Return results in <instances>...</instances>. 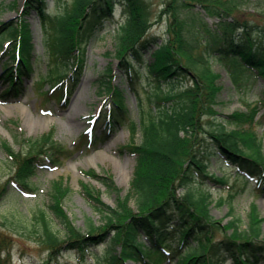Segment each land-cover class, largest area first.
<instances>
[{"label": "trees", "instance_id": "obj_1", "mask_svg": "<svg viewBox=\"0 0 264 264\" xmlns=\"http://www.w3.org/2000/svg\"><path fill=\"white\" fill-rule=\"evenodd\" d=\"M119 2L122 11L117 18ZM237 5L235 0H165L153 12L145 0H72L59 2L51 10L48 0H25L15 20L0 22V34L9 42L7 53L13 58L5 65L4 73L11 81L3 96L17 94L23 80L20 76L34 71L36 42L28 15L35 11L53 61L42 79L50 86L42 92L64 107L82 81L87 41L108 21L117 19L114 53L125 77L135 85L140 108L136 120L113 82L109 65L96 79L101 92L110 94L105 104L108 109L102 108L97 118V127L102 129L97 140H106L115 126L130 124L132 139L122 147L137 158L130 189L121 194L109 171H86L115 194L116 202L107 203L100 188L83 182L84 195L101 220L89 218L81 228L65 207L71 191L67 177L53 179L45 205L26 220H10V228L0 230V264H13L15 239L9 229L35 239L46 252L42 264H61L65 251H78L77 259L83 264L93 248L103 245L95 264H164L167 260L175 264H264V217L257 205H252L246 227L240 217L222 223L211 213V193L193 185L196 179L228 182L209 170L211 152L205 145L210 141L215 144L214 152L236 166L239 174L254 179L256 190L264 194V141L245 127L261 122L257 116L264 108V90L257 104L247 102L246 110L223 115L215 109L223 88L215 61L225 66L239 89L264 80V21L243 17ZM208 17L215 19L214 24ZM163 22L166 35L159 38L151 30ZM18 55L24 63L16 64L15 80L14 65L9 64ZM138 64L146 67V75L155 82L148 100L137 87L142 75ZM16 139L21 144L18 149L9 141L1 142L10 161V175L0 182V199L11 183L36 192L31 178L38 167L55 163L65 150L55 140L54 130L37 137L17 132Z\"/></svg>", "mask_w": 264, "mask_h": 264}, {"label": "rangeland", "instance_id": "obj_2", "mask_svg": "<svg viewBox=\"0 0 264 264\" xmlns=\"http://www.w3.org/2000/svg\"><path fill=\"white\" fill-rule=\"evenodd\" d=\"M14 0H0L3 7L0 9V22L8 23L15 20L24 6L25 0H16V5L12 7ZM71 2L72 0H48L51 10H55L59 2ZM148 7L156 12L163 7L165 0H145ZM237 11L243 17H248L255 21H264V0H235ZM200 6L198 5V8ZM122 4L118 3L117 18H120ZM211 24L214 18L208 17ZM36 42V53L33 58V78H25L21 91L17 96L3 98L1 95L9 85L4 78L0 66V182H4L10 175V161L2 147L3 140L9 141L17 149L21 147L16 139L19 132L25 137H37L45 132L54 130L55 140L65 148L55 163L46 162L38 167L36 174L31 178L37 186L36 192H28L20 189L14 184H9L5 196L0 199V230L7 229L12 219H24L30 217L34 211L48 201V189L53 179L63 176L67 177L71 191L65 200L67 208L74 223L81 228L86 227L89 218L97 222L101 220V215L94 208L84 195L83 182L100 188L103 199L109 204H115L116 197L98 178L89 177L86 171L94 169L96 172L109 171L116 185L121 190V194H126L131 187V182L137 166V158L130 152L122 149L123 145L132 139V130L129 123L113 127V131L107 140H97L99 129L96 128L94 141L89 144L85 136V129L93 121V116L98 114L100 107L110 99L108 92H101L97 77L111 65L113 69V82L117 85L125 97V102L129 108L130 115L139 120V104L135 94V85L130 77H125L124 71L119 65V59L114 53V36L116 34L117 19L108 21L105 26L99 29L87 41L86 67L81 83L72 94L67 107L62 108L58 101L47 98L42 90L48 89L50 83L42 80L52 67V57L48 51L46 35L38 13L35 11L28 15ZM151 33L162 38L166 35V24L157 23L153 26ZM2 34V33H1ZM0 34V52L4 51L2 45H6L3 35ZM8 54L2 58V62L7 61ZM150 60V53L146 55ZM142 74L139 87L145 100L155 89L153 82L146 75V67L137 65ZM214 67L220 73L218 81L222 85V90L218 95L215 109L223 115L231 113L236 109H247V102L257 104L264 90V80H256L251 85H246L239 89L225 66L219 62H214ZM253 81V80H252ZM147 102V101H146ZM264 108L257 116V124L246 128L256 131L264 141ZM141 139L140 133L137 135V142ZM97 140V141H96ZM214 143L208 141L205 145L210 151L209 170L219 176H225L227 183L221 184L206 179L200 181L196 179L193 185L201 187L211 193L213 203L211 213L222 223H226L233 217H240L242 226L246 227L252 205L256 204L260 216L264 217V194L256 191L254 179L239 174V170L233 164L226 162L217 152H214ZM181 191V190H180ZM235 194V195H233ZM234 208L230 214V209ZM264 230V220L262 222ZM12 231L15 243L13 247V264H42L46 252L39 248L35 239L21 233ZM105 246L93 248L91 254L87 255V262L83 264H95L96 254L102 255ZM95 253V256H94ZM78 251H65L61 255V264H80L77 259ZM126 264H136L128 261ZM164 264H175L166 261ZM228 264H232L229 261Z\"/></svg>", "mask_w": 264, "mask_h": 264}]
</instances>
